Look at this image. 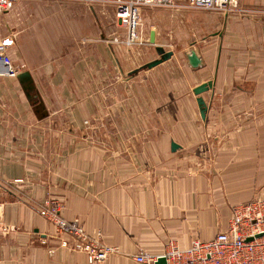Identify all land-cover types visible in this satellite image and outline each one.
I'll list each match as a JSON object with an SVG mask.
<instances>
[{"label": "crops", "instance_id": "crops-1", "mask_svg": "<svg viewBox=\"0 0 264 264\" xmlns=\"http://www.w3.org/2000/svg\"><path fill=\"white\" fill-rule=\"evenodd\" d=\"M233 1L230 13L140 7L146 43L138 46L110 40L123 36L110 8L90 13L92 24L87 13L76 22L73 1L17 4V22L33 19L14 35L15 62L48 114L37 119L18 80L0 77V199L9 226L0 232V264H88L74 238L39 215L46 198L117 248L101 264H146L132 256L160 255L169 239L180 247L209 240L227 230L235 205L264 202V0ZM7 14L0 39H8ZM157 46L171 57L129 74L157 58ZM187 49L199 53L198 67Z\"/></svg>", "mask_w": 264, "mask_h": 264}, {"label": "built area", "instance_id": "built-area-1", "mask_svg": "<svg viewBox=\"0 0 264 264\" xmlns=\"http://www.w3.org/2000/svg\"><path fill=\"white\" fill-rule=\"evenodd\" d=\"M19 0H0V12H7ZM65 1V0H41ZM85 3H108L114 7V15L125 27L126 37L113 41L125 46L145 44L141 31L140 7H160L171 10L198 9L219 13L236 10L233 0H79ZM243 12V10L241 11ZM264 14V7L259 11ZM9 40L0 39V76L16 78L21 67L13 63L9 53ZM39 215L49 219L58 233H68L74 238V247L82 250L88 264H101L117 251L116 247L90 237L77 219L67 220L59 214V205L46 199L37 204ZM9 226L3 222V207L0 205V232L5 233ZM61 245H66L62 240ZM137 262L153 264L163 257L166 264H264V202L255 200L240 203L232 208L231 220L226 231L218 232L209 240L193 239L185 247L169 239L160 255L145 253L133 255Z\"/></svg>", "mask_w": 264, "mask_h": 264}, {"label": "water", "instance_id": "water-1", "mask_svg": "<svg viewBox=\"0 0 264 264\" xmlns=\"http://www.w3.org/2000/svg\"><path fill=\"white\" fill-rule=\"evenodd\" d=\"M151 42H153V39H150ZM156 51L158 53V57L150 60L146 63H143L139 67L131 70L129 74L133 75L137 71L141 69H149L153 66L161 63L162 61L167 60L171 57L172 51L165 50L162 47L157 46ZM186 57L188 60V63L192 67H198L201 64V57L199 53L195 49H187L186 50ZM16 79L18 80L19 84L22 87L23 92L25 93L27 99L32 103V110L37 117V119H43L47 116V111L44 108L43 103L40 100H36L34 97V93L36 91L35 84L33 82V78L28 70H22L16 75ZM212 86L211 81L204 82L197 87L193 89V93L195 95H199L202 92L208 90ZM197 105L199 108V113L201 118L204 119L205 117V111H206V105L201 97H197L196 99ZM178 148V145L174 142H171V151H175ZM154 264H166V260L163 257H158V259L154 262Z\"/></svg>", "mask_w": 264, "mask_h": 264}, {"label": "rangeland", "instance_id": "rangeland-1", "mask_svg": "<svg viewBox=\"0 0 264 264\" xmlns=\"http://www.w3.org/2000/svg\"><path fill=\"white\" fill-rule=\"evenodd\" d=\"M22 0H19V1H17L16 3H15V5L13 6V8L12 9H10L9 11H7L6 13H8L7 14V19H8V30H9V32H8V42H9V53H10V56H11V58H12V61H13V63L14 64H16L17 66H19V67H21V69H22V64L21 63H17V62H15V61H18V59L19 58H21L20 57V50H18L17 49V47H16V45H15V42L13 41L14 40V35L17 33L16 31H18L19 30V28L23 25V27H27L29 24H31V22H32V17H30V16H28V17H25V19L23 20V23H22V21H18L17 22V20H16V17H15V7L17 6V4L19 3V2H21ZM23 1H26L28 4L29 3H35V2H39V1H41V0H23ZM65 1H73V2H75L76 4H75V6L73 7V9L72 10H75L76 11V13H78L77 14V16L75 17V20H76V22L77 21H79L80 19H81V17H82V15L81 14H84V13H87V17H88V22L89 23H96L97 21H96V19L93 17H91L90 16V13H94V14H98L99 13V15H100V13H101V10H100V8L101 9H103V8H106V9H108V8H110V9H108L110 12H111V10L113 11V13H114V7L111 5V4H108V3H103V4H93V5H91V4H89V3H85V2H83V1H79V0H65ZM41 2H46V1H41ZM48 2H50V1H48ZM54 2H61V1H54ZM105 14H106V11H105ZM104 14V15H105ZM116 18V17H115ZM139 18V17H138ZM106 19L104 18V21H105ZM116 20H117V18H116ZM115 20V23H116V25H118L119 27H117V30H119V32H121V34H123V36H121V37H117V39H119V40H121V39H124V37H126V35H127V33H126V29H125V27L120 23V21L119 20H117L116 21ZM139 20V19H138ZM35 21V20H34ZM107 21V20H106ZM105 21V22H106ZM140 21V20H139ZM37 23H48L49 24V21H48V19L47 18H43V17H41V21H37ZM18 26H20L19 28H18ZM138 29L141 31V33L143 32V29H142V27H141V23H140V25L138 26ZM58 34V33H57ZM109 34V33H108ZM60 35H62V36H65V35H63V33H60ZM143 35V34H142ZM112 42H115V41H113V38H111L110 39ZM73 41V40H72ZM116 44L118 43V42H115ZM117 45H120V46H122V45H124V44H122V43H118ZM140 45H143V44H140ZM138 46V45H137ZM0 77H8V76H0ZM19 180H15L14 182H18ZM46 199H50V200H54L56 203H58V205H59V214L60 215H62L61 213H60V211H61V203H60V201H58L57 199H53V198H46ZM46 199H44L43 201H45ZM43 201H41V202H39V203H42ZM2 204V202H1V199H0V205ZM3 213H4V209H3ZM87 233V232H86ZM90 237H92V238H94L93 236H91V234H89V233H87ZM106 244V243H105Z\"/></svg>", "mask_w": 264, "mask_h": 264}]
</instances>
